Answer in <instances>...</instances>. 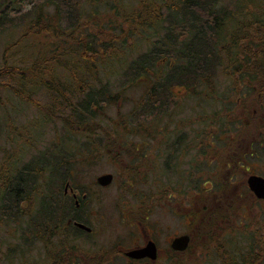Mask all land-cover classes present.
Returning <instances> with one entry per match:
<instances>
[{"label": "rangeland", "instance_id": "rangeland-1", "mask_svg": "<svg viewBox=\"0 0 264 264\" xmlns=\"http://www.w3.org/2000/svg\"><path fill=\"white\" fill-rule=\"evenodd\" d=\"M140 1L82 0V10L90 15L83 18L84 38L87 37L88 40V35L99 34L103 29L107 35L111 33L127 35L128 39L126 44L120 43L119 46L115 44L114 49L118 47L119 55L116 54V58L112 60L109 50L103 51V47L102 49L96 47L102 53V57H97L95 63H92L91 72L82 71L85 75L78 76L74 74L73 82L69 83L75 96H71L68 92L62 94L59 90L61 87L58 89L68 102L64 98L59 99L61 95H57L53 90L55 84L70 87L66 84L73 72L70 67L68 68L67 63L63 64V60L53 72L55 77L50 78V89L39 86L33 91H28L27 95H20L14 90L17 77L6 75L0 77V189L6 178L12 179L20 168L31 161L35 166L47 163V167H38L43 175L37 183L38 188L43 187L47 175L51 174L48 165L52 167V174H73V179L79 180L81 129L80 123L69 110V104L73 106L83 98L84 95L78 93L80 82H83V93H86L89 84L98 87L103 84L106 85L105 98L111 101L101 106L97 104L99 106L87 119L85 129L82 128V186L93 193L88 209L90 220L97 224L100 232L93 240L105 250L104 254L108 259L116 250H125L141 243L140 227H142L163 247V238L190 230V213L202 211L201 216H210L211 219L206 222L203 233L198 231L199 226L197 231L193 232L195 238L190 250L183 255V264H225L220 255L223 245L227 246L229 242L234 247L240 246L241 243L251 244L250 240L254 236L259 237V227L264 225V201H257L247 195L248 189L241 174L228 179L226 168L222 163L218 164V158L222 153L225 152L227 158H230L236 152L241 153L239 147L241 143L243 145L246 142L253 143L252 149L247 151L259 154L257 174L264 177V111L261 110V100L257 98L260 94L257 96L253 94L254 81L247 73H237L232 77L226 74L231 72L230 70L227 72L224 70L226 62L217 59L208 63L200 61L197 65L200 70H197L196 74L205 76L207 74L208 81H203L201 75H198L199 79L192 83L193 77L188 75L189 77L184 80L188 84L186 87L177 85L181 81L176 70L172 71V76L167 78L169 83L164 81L166 82L163 88L166 94L164 95L166 101L162 106L164 112L160 117L155 113L152 114L160 121L158 122L157 119L152 123L147 132L142 130V133L136 132V135L132 136L126 133L130 131L126 121L146 90L144 85L127 84L129 78L127 66L139 54L150 50L154 47V43L162 40L166 31L177 37L185 36L179 34L180 31L186 34L182 28L175 27L169 16V9L175 3L174 0H149L148 11L157 21L153 25L155 27L149 28L150 30L147 28L144 31L140 26L133 27L131 22V27L130 24L127 25L124 19L126 16L129 18L132 13L142 12ZM261 1L252 0V3ZM231 2L232 0H217L216 6L224 9L229 7V12L226 14L229 16L233 14L235 20H242L243 17L253 20L251 13L256 15L258 11H262L257 7L256 10L252 8L251 0H247V4L240 8L230 6ZM35 3H38V0H0V11L7 8L10 14L8 18L10 21L0 31V69L10 71V66L25 62L26 54L33 55L36 49L43 47L40 44L45 41L43 36H47L48 33L42 31L40 27L29 28L24 16ZM53 8V6L42 7L41 10L52 12ZM92 12H95V15H91ZM181 16L183 14L179 18ZM245 19L242 22L244 25L247 22ZM24 34L26 37L21 39ZM108 38L106 36V40ZM90 42L94 43L92 38ZM35 43L39 44V47H31V44ZM187 43L185 39L181 47ZM211 43L214 47L211 46L205 54L218 46L216 40ZM113 61H116L122 70L112 71ZM182 61L183 59L180 58L178 62L181 64ZM179 63L176 62V65L180 66ZM174 65L173 63L170 67ZM177 72L181 70L178 68ZM93 73L96 80L90 77L87 82L88 75ZM174 75H176L175 79ZM45 77L49 78L48 75ZM160 81L163 80H158ZM167 91L172 92L170 97ZM195 99L198 100V108L192 109ZM196 110L198 124H193L192 122L196 121L194 117ZM139 119L146 122L150 118L149 115L143 114ZM194 125L199 131L206 130L207 127L214 130V143L210 149L212 155L209 159L204 157L209 150L204 154V150L199 149V157L195 162L191 159L192 155L187 154L181 157L176 165L169 163L170 168L166 171L162 150L151 149L147 145L145 147L143 143L155 141L151 133L153 130L148 134L152 127L155 129L154 134L158 141L160 136L156 133L158 127L162 126L168 132L182 129L179 133L185 134L195 127ZM84 130L90 135L89 137L84 134ZM147 135L150 138L147 139ZM93 139H98L96 141L98 149L96 151L83 149L84 145L92 147ZM226 142L230 148L223 150L225 146L222 148V143L226 144ZM121 146L126 149L121 150V154L117 156ZM136 148L138 150H135ZM163 151L167 153V150ZM250 160L255 161L254 155ZM128 162L135 170V177L132 179L129 178L126 169ZM106 172L112 173L114 180L106 187H99L95 183V178ZM57 184L59 182L55 181V185ZM52 186H54L53 182L50 183V187L54 189ZM89 188H94L93 192ZM41 196L38 192L37 196L31 198L30 206L27 208L23 203H18L13 215H7L11 211L3 208V200H0V264H31L32 256L34 260L35 255L39 254V257H42L47 253V246L41 243L37 246L38 250L35 249L33 252L31 245H22L24 242L21 241L23 233L31 237L30 234L28 235V230L32 227L26 226L29 224V219L35 215L34 209L41 202ZM241 205L248 208L247 217L250 220L239 215ZM192 208L194 209L191 212ZM255 222L259 225L254 226ZM253 229L257 230L256 235L252 232ZM218 237H221V241L217 239ZM202 240L207 242L204 243ZM122 255L123 253H121L122 259H118L120 264L124 262Z\"/></svg>", "mask_w": 264, "mask_h": 264}, {"label": "trees", "instance_id": "trees-1", "mask_svg": "<svg viewBox=\"0 0 264 264\" xmlns=\"http://www.w3.org/2000/svg\"><path fill=\"white\" fill-rule=\"evenodd\" d=\"M174 1L175 3L169 9V16L172 19V23L175 24V27L178 26L182 28L186 34H182L181 32L183 31H180L179 34L185 36L177 37L173 33H167L166 31L162 36V40L158 43H154V47L150 50L139 54L130 62L129 66H127V72H129L127 84L130 85L134 83L135 85H144L146 86V90L144 95L141 96V101L135 105L136 108H134L126 121L129 124L128 130H130L126 133H142V130L147 132L150 125L158 119L152 114L155 113L160 117L161 113L164 112L162 106L164 104L163 102L166 101L164 98L166 94L163 92V88L166 82L169 83L167 78L172 76V71L176 70L178 79L181 81V83H177V85L186 87L188 84H186L184 80L189 77L188 75L193 77L192 83H195V80L199 79L198 75H201L200 78H202L203 81H208L207 74L206 76L196 74L197 70H200L199 67H197L200 61L208 63V61H216L217 59L220 62H226L224 63L226 64L224 70H226V72L230 70L231 72L226 74L232 77L237 73H247L249 78L254 81L253 94L256 96L260 94V97L257 98L261 100V110L264 111V0L259 3L256 2L255 4L252 3L251 0L252 8L256 10L257 7L262 11H258L256 15L251 13L250 16L254 18L253 20H247L243 17V19L247 21L246 25H244V23L242 24L243 19L235 20L236 17H234L233 14H231V16L226 14L229 12V7H227V9L217 7V0ZM246 1L247 0H232L230 6L240 8V6H245L247 4ZM81 2L82 0H38V3H35L34 7L24 14L29 28L36 29L40 27L42 31L47 32L48 35L43 36L45 41L40 44L43 47L36 50L32 48L35 50L33 55L26 54L27 59L25 62H21L17 66H10V71L3 68L0 69V77L4 75L17 77V84H15L14 87L15 93L27 95L28 91H33L39 86H45L50 89V78L55 77V75L53 76V72L58 68L57 65L61 60H63V64L67 63L68 68L70 67L69 69L73 72V75H70L71 78H69V82L66 84L70 86L69 83L73 82L74 74L78 76L80 74L85 75L87 71L91 72L92 63H95L97 57H102V53L96 49V47H101V49L103 47V51L104 49H107V51L109 50V52H111V60L116 58V54L119 55L118 47L114 49L115 44H118V46L120 43L126 44L128 39L127 35L121 36L113 33L107 35L104 30L101 29L99 34L88 35V40L87 37L84 38L82 36L83 29H85L83 18L90 15L84 13ZM149 4V0H141L140 5L142 12L140 11L139 14L132 13L129 18L126 16L124 18L126 24L129 25L131 22V24L134 25L133 27L140 26L144 31H146L147 28L155 27L153 25L157 21L153 19L151 12L148 11ZM50 6L54 7L52 12H43L41 10L42 7L47 8ZM253 10H251V12ZM94 13L95 12H92L91 15H95ZM181 14H183V16H181L180 19L179 16ZM8 18H10V14L8 13V9L4 8L0 11V31L10 21ZM131 24L129 25L130 27L132 26ZM227 34L229 35L227 36ZM106 36L109 37L107 40ZM25 37L26 34H24L21 39ZM91 38L94 43L90 42ZM181 38L188 41L183 47L181 46L184 40L180 41ZM214 40L217 41L216 44L218 46L212 48L205 54L211 46L214 47L211 43ZM115 41L116 43H114ZM92 44H94V46ZM38 45L37 43L34 45L31 44V47ZM107 46L108 48H106ZM198 46L200 47L197 49ZM180 58L183 59L181 64L178 62ZM100 60H102V58ZM176 62L179 63L180 66L176 65ZM103 63L102 65H105ZM173 63L175 65L170 67ZM112 65V71L115 70L114 72H116L118 69L122 70L119 64L117 65L116 61H113ZM19 66L24 67L22 68ZM178 68L181 72H177ZM191 72L194 73L192 74ZM46 75H48L49 78H46ZM94 76L95 73L88 75L87 82H89L90 77ZM175 78L176 75H174V79ZM93 80H96V78L94 77ZM158 80L163 81H160L162 82L160 83ZM82 83L83 82H80L79 87H81L80 90L78 89V93L84 96L80 98L75 105L72 106V104H69V110L75 120L80 123L79 128L85 129L84 125L87 119L94 114L92 111L98 108L99 105L106 104L107 101L111 100L105 98L106 85L101 84V87L95 85V87L88 83L89 87L86 93H83ZM64 86L65 85L55 84L54 89H52L57 95H61V92L62 94L68 92L71 96H75L71 90L72 86L69 88ZM60 87L61 89H59ZM84 87L83 85V88ZM58 89L61 90V92L58 91ZM167 93L169 97L172 95L171 91H167ZM62 98H64V95L59 97V99ZM64 100L66 101L65 98ZM97 104L99 105L97 106ZM135 110L138 112H134ZM143 114L149 115L150 119L146 122H142L139 116ZM151 117L153 118L151 119ZM159 121L160 119H158V122ZM155 126L156 125H154V127ZM152 129L155 130L153 127ZM149 130H151V128ZM88 132L90 133V131ZM84 134L87 135V137L90 136L85 130ZM97 140L98 139L91 140L92 147H86L84 145L83 149L86 150L89 148L96 151L98 149ZM176 141H178L179 145L182 143L180 139ZM226 145L228 147L229 144L226 142ZM124 149L126 148H120L117 152V156H119L121 150ZM205 151L206 150H204V154ZM178 152L184 154V150L181 147L173 148V155H169L167 158H176L178 162ZM221 159L222 156L218 158V164L222 163ZM170 162V160H167L164 163L166 169L170 168ZM33 165V161H31L23 166V168H20L18 172L12 176V179L6 178L7 183L5 185L3 183L2 189H0V200H3V208L11 211V213L9 212L7 215H13L14 209L18 208V203L24 200L29 193L36 190V187H33L34 179L37 178L39 182V179L43 175H41V169L38 170L37 174H33ZM42 166L47 167V163L43 165L39 164L38 167ZM48 168L51 172L50 178H52L51 165H48ZM128 173L130 179L135 176V170L131 175L129 171ZM61 175H55L54 179L58 181V176ZM48 176L49 174L47 175V180ZM47 180L44 181L43 187L38 188L37 192H40L42 195L41 202L38 204L37 209L34 210L35 215L29 219V224L26 226L34 228L35 225H38L39 239H42L46 244L49 236L48 233L51 231L48 224L50 222L65 221L66 217L69 216L67 209L61 208L60 190L54 191V196H51L55 199V202L49 204L48 198L50 193L47 192ZM244 208L245 206L241 205V213L239 212V215L250 220L247 217L248 211ZM72 219L75 218L72 217ZM258 225L259 223L255 222L254 226ZM256 231V229H253L252 232L256 235ZM32 232V229L28 230V235L30 234L31 237H27L24 233L22 234L21 241L24 242L22 245H29L30 242H32ZM258 232L259 237L257 238L254 236V238L250 240V242H252L251 244L239 243L240 246L236 245L237 247H234L233 244L229 242L227 246L223 245L224 248L220 255L223 261H225V264H264V225L259 227ZM217 239L221 241V237ZM234 242L237 243L238 241Z\"/></svg>", "mask_w": 264, "mask_h": 264}, {"label": "flooded vegetation", "instance_id": "flooded-vegetation-1", "mask_svg": "<svg viewBox=\"0 0 264 264\" xmlns=\"http://www.w3.org/2000/svg\"><path fill=\"white\" fill-rule=\"evenodd\" d=\"M195 108H198L197 99L193 101L192 109ZM197 113L198 112L196 110L194 113V117L196 118V121L194 120V122H192L193 124L195 123L198 124V116L196 115ZM194 126L195 127L191 128L190 131H188L185 134L179 133L182 129L179 131L177 130L173 132L170 131L168 132L167 129L164 130V127L162 126L158 127V132L156 131V133L160 135L158 136L159 137L158 141H156V137L154 134L155 130L151 128V130H153V132L151 133H153L152 135L154 136L155 141H152L150 143L147 142H143V143L145 147L147 145L150 146L151 149H155V148L161 149L163 155L162 157L164 158L165 162L167 160H170L171 161L170 164L173 165H175V163L177 164L176 158L168 159L167 157L169 155H173V148H178V147H181L184 150V154L182 152L177 153L179 154V156H177L179 157L178 160H180L181 157L188 154V155H192L191 159L195 162L199 157V152H198L199 149H203L206 151L209 150V152H207V155H204L209 159L211 158L212 155L210 153V149L212 144L214 143L213 140L214 130L209 129L210 127H207L206 130L203 129L202 131H199L197 126L196 125ZM149 133L150 130L148 134ZM201 134H203V136L200 137ZM129 135L130 136L136 135V133L134 134L130 133ZM80 136L81 139H80V158H79V180L75 181L73 179L74 177L73 174H65V175L63 174L61 176H58L59 177L58 181L54 179V174H52V178H50L49 175L47 180V190H48L47 192L50 193L48 198L49 204L55 202V199L51 195L54 196V193L60 190L59 193L61 194V198H60L61 208L67 209L69 216L66 217L65 221L50 222L48 224L51 231L48 233L49 236L47 238V244L43 242L42 239H39L38 225H35V227L32 228L33 231L32 242H30L29 244L31 245V250L33 252H35V249L38 250L37 246L39 243L43 244L44 246H47L46 249L48 248V250L47 253H44L42 257H39V254H37L35 255L36 256L35 259L33 260V256H32L31 264H120L118 263L119 262L118 259H122L121 253H123L122 257L124 258V262L122 261L121 264H183V255H185L190 250L193 240L195 238L193 232L197 231V226H199L198 231L203 233L206 222L210 221L211 219L210 216H206V217L201 216L202 211L201 213L200 211H194L193 213L192 210L194 208L191 209L192 213L189 214L190 216L189 225H191L190 230H188L185 233H176L170 235L168 238L166 237L163 238V247L159 245V243L156 241V238H153L150 234H147V231L144 228L140 227L141 239H142L141 243L135 244L131 248L125 250L124 249L116 250V252H114V254L111 256V258L107 259L105 257L104 254L105 250L100 247V245L96 240H93L100 234V232L97 229L98 228V226H96L97 224L93 223L90 220L91 216L89 214L90 211L88 209L89 208L88 203L89 200L92 198L93 193L89 192L84 186H82V128H81ZM148 138H150L149 135H147V139ZM177 139L182 140V143L180 145L178 141H176ZM223 147H224L223 150H225L226 148L227 149L230 148L227 147L225 143H222V148ZM239 147L241 149V153L238 154V152H236L233 155H231L230 158H227V154H225V152L222 153V159H221L222 166L226 168L227 171L226 176L228 177V179L235 178L237 177V175L241 174V176L243 177V181H246L247 176L257 175V168H258L257 160L259 159V154L257 152L249 153L247 151L248 149H252L253 143L246 142L244 145L243 143H241ZM120 148H126V147L121 146ZM135 150L138 149L136 148ZM163 150H167V153L165 154ZM253 155L255 157V161L250 160ZM130 164H131L130 162L127 163L128 167L126 169H127V173L129 171L131 175L132 172H134V168H132ZM32 167L34 168L33 174H37L38 166L33 165ZM164 169L167 171L166 167ZM239 170L241 171V173H239ZM200 176L202 177L203 175ZM134 177L135 176H133V178ZM6 180L7 179H5L3 182L4 185L7 183ZM55 181L57 183L59 182V184H57L56 186H55ZM51 182L54 183V186H52L54 189L50 187ZM37 183L38 180L36 178L34 179V183H33V187H36V190L29 193L24 200L20 201L21 204L22 203L24 204L25 208L30 206L31 198H34V196L38 195ZM96 185L98 184L96 183ZM89 189L94 190V188H89ZM247 195L250 197L253 196L250 192H248ZM245 208L248 209L247 207ZM196 209L200 210L201 208L199 209L196 208ZM174 213L176 212L174 211ZM72 217H74L75 219H72ZM78 224L81 225L83 224L86 228H82V226H79ZM181 234L188 235L189 237L188 244L184 250L174 249L172 247V240ZM159 237H161V234H159ZM202 241L204 243L207 242V240H202ZM214 241L216 242V240ZM147 242H153L155 246L154 259L148 256L142 258H131L125 254L129 250L144 247ZM208 255L209 253H207L206 256ZM103 260L106 261L104 262Z\"/></svg>", "mask_w": 264, "mask_h": 264}, {"label": "water", "instance_id": "water-1", "mask_svg": "<svg viewBox=\"0 0 264 264\" xmlns=\"http://www.w3.org/2000/svg\"><path fill=\"white\" fill-rule=\"evenodd\" d=\"M113 176L111 173H103L97 176L96 181L101 186H107L112 182ZM247 186L250 191L258 198L264 199V177L258 175H250L247 178ZM82 228H86L83 224H78ZM188 235H180L172 240V247L177 250H184L188 244ZM131 258H142L148 256L152 259L155 258V246L153 242H147L144 247L132 249L125 253Z\"/></svg>", "mask_w": 264, "mask_h": 264}]
</instances>
